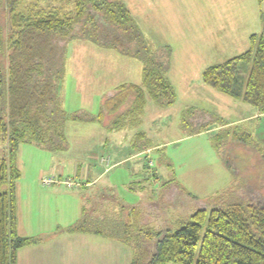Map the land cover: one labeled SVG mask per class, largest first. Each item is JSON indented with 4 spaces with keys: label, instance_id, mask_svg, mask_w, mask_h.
Wrapping results in <instances>:
<instances>
[{
    "label": "rangeland",
    "instance_id": "374dc122",
    "mask_svg": "<svg viewBox=\"0 0 264 264\" xmlns=\"http://www.w3.org/2000/svg\"><path fill=\"white\" fill-rule=\"evenodd\" d=\"M113 1L128 10L136 30L153 52L165 55V48H169L167 77L175 91V100L171 105L161 106L147 98L142 123L133 133L142 132L147 146H157L154 147L157 149L126 159L92 188H67L62 183L47 187L43 186L42 179H70L78 184L74 168H83L89 159L100 154L113 155L114 146L119 145L114 143L116 135L125 133L123 130L110 132L98 124L68 122L64 151L46 152L34 144L19 146L16 158L21 173L16 183L19 232L38 235L46 242L35 252L37 264H129L134 258L135 252L128 247L118 244L126 253L129 251V259L116 244L101 240L102 237L86 236L81 240L76 237L65 244L50 238L77 222L81 208L89 220L88 230L100 231L107 237H128L130 246L144 253L147 234L179 228L198 208L253 200V196L264 200L261 154L264 120L259 126L256 120L241 128L219 127L232 120L236 113L219 104L218 97H224L223 94L201 81L205 68L234 56L229 49L221 47L226 42L220 40L217 28H223L225 23L236 27L247 21L251 26L253 18L258 21L259 1L154 0L149 4L138 0L146 6L135 9L129 7L130 0ZM225 2L230 16L209 13L212 7L220 10ZM234 2L242 4L239 15ZM0 23H3L1 15ZM68 48L69 74L59 95L68 113L81 110L96 114L105 92L121 82L136 85L141 82L140 53L137 57L134 51L120 54L90 39H73ZM198 125L213 128V132L190 135ZM245 132L254 142L233 137L234 133ZM214 136L219 143L218 152L211 146ZM4 157L5 148L0 140V159ZM62 167L63 173L57 175ZM186 193L196 199H190ZM121 221L127 224V233L116 228ZM23 251L26 253L21 257L19 254V264H30L33 251ZM46 253L51 255L43 257Z\"/></svg>",
    "mask_w": 264,
    "mask_h": 264
},
{
    "label": "trees",
    "instance_id": "16d2710c",
    "mask_svg": "<svg viewBox=\"0 0 264 264\" xmlns=\"http://www.w3.org/2000/svg\"><path fill=\"white\" fill-rule=\"evenodd\" d=\"M0 12V140L5 148V157L0 159V264H16L17 251L38 241L17 234L19 146L34 144L46 151H64L68 122L96 123L110 132L135 130L141 124L147 98L167 106L174 102L175 91L167 77L169 48L165 55L153 52L128 10L116 1L0 0ZM261 18L264 31V14ZM73 39H90L120 54L134 51L137 57L140 53V84L124 83L105 93L96 114L65 111L59 95L69 74L67 47ZM201 81L264 115L262 35H251L244 52L205 68ZM211 129L198 125L190 135L212 133ZM233 137L251 140L246 132ZM218 144L216 136L212 137L215 152ZM147 145L142 132L133 136L136 151L149 148ZM261 154L264 160V150ZM252 198L198 208L179 228L147 234L144 253L130 246L128 237L112 238L135 252L129 264H264V200ZM88 223L82 209L80 219L66 231L105 236L88 230ZM120 223L116 228L127 233V224Z\"/></svg>",
    "mask_w": 264,
    "mask_h": 264
},
{
    "label": "crops",
    "instance_id": "0c3cea01",
    "mask_svg": "<svg viewBox=\"0 0 264 264\" xmlns=\"http://www.w3.org/2000/svg\"><path fill=\"white\" fill-rule=\"evenodd\" d=\"M137 1L138 0H130V6L129 7L132 9H135L138 7L146 6L145 4H143V3L140 4ZM146 2L147 3L149 2V4H151L154 2V0H146ZM227 5H228V2L223 3L221 9L218 11H216L217 7L215 9L212 7L210 9L209 13H214V14L219 13L221 17L230 16V11H229ZM240 6H242V4H240L239 2H236V3L234 2L235 12L237 15L240 14V11H241ZM253 14H254V12H253ZM263 14H264V0H261L260 2H258V12L256 15L258 17V21L256 20V17L253 18V23L251 26H250V23L247 21L246 24L242 23V25L236 26V27L229 26L226 23L223 25V28L218 27L216 33L218 35H220L221 41L226 42V43H223L221 45V47L224 46L225 49H229V53H231L232 55L235 56V55H238V54L244 52L245 50H247L249 48V38L253 34L262 35L263 42H264V31H263L262 18H261V16ZM220 29H221V31H218ZM147 30L149 31V27ZM147 33L149 34V32H147ZM68 51H69V48L67 47V59L69 56ZM220 63H222V62H220ZM124 83H132V82H129V81L121 82L117 86L124 84ZM117 86H114V88ZM205 86H207V85H205ZM207 87L211 88L209 86H207ZM113 89H111V90H113ZM107 92H105V93H107ZM223 96L224 97H218L221 100V101H218L219 104L222 103L224 106H226L231 111L236 113V116L233 117L232 120H230L229 122L227 121L224 124L225 127H227L226 125H231V127H233V128H237V127L241 128L240 127L241 125L248 124L249 122L256 121V120H257L256 125L259 126L260 123L264 120V115L258 114L255 111V109L253 107H251L250 105H247L241 101H235L231 98L229 99L225 95H223ZM79 111H81V110H79ZM141 123H142V121H141ZM93 124H96V123H93ZM123 131L125 133H121V135H116L117 137H116L114 143L117 142L119 145L114 146L113 155L110 154V152H109L110 155L100 154L99 156L94 157L93 160L89 159L88 163H86L83 168H79V167L74 168V174L79 177L78 178L79 183L77 184L76 188H78V187H83L84 189L92 188L97 183H99L103 178H105V176L113 169V167L117 166L118 164L123 163L126 159H129L135 155H140L141 153H142V155H146V154L151 153L157 149V148H154L157 146H154V147H149V148H147L143 151H140V152L134 151L132 153L131 150L133 149L132 148L133 136L137 132L133 133L134 130H123ZM117 132H119V131H117ZM193 135H197V134H193ZM249 136H250L251 140L254 142V139L252 138V136L250 134H249ZM19 149H18V151H19ZM18 151H17V154H18ZM46 152H48V151H46ZM123 152H125V155L122 156ZM16 158H17V156H16ZM63 170H64V167L60 168L56 174L61 175L63 173ZM53 173H55V172H53ZM20 177H21V173H20ZM20 177H19V179H20ZM15 197H16V190H15ZM16 204H17V198H16ZM81 211H82V208L80 209V216H81ZM17 212H18V205H17ZM75 222H76V220L73 223H75ZM72 224H70V226ZM66 229H67V227L63 228L64 231H61L60 233L55 232L54 234L51 235L50 238H53V240L57 239L60 241V243L65 244V242L68 241L69 239L76 238V237L79 240H81V238H85L86 236H93L94 238H101L102 237L101 240H103V238H104V240L108 239L111 242H113L114 244H116L118 246L117 248L119 250H121L122 252H125L124 249H122L120 247L126 246V245L122 244L121 242H119L115 238L102 236L99 234H92V233H70V232L66 231ZM17 234L21 237L36 238V239H38V241L32 245L26 246V247L21 248L17 251V253H16V264H19L20 257L22 256V254L26 253V251H23V250H26V249L27 250L31 249L33 251L32 254L34 256H32L33 258L31 259L30 264L39 263V261L37 259V253H35V252H36V250H38V248L40 249L41 246H44V244L46 242H43V238L39 237L38 235L33 236V235H28V234L27 235L21 234L19 232L18 214H17ZM118 244H121L122 246H119ZM27 253H28V255L31 254L29 252H27ZM19 254H20V257H19ZM125 254L127 256V259H129L131 256L129 251H127V253L125 252ZM50 255L51 254H48V253L42 254L43 257H49ZM131 260L132 259H130L129 263L131 262ZM25 264H28V263H25ZM42 264H46V263H42Z\"/></svg>",
    "mask_w": 264,
    "mask_h": 264
},
{
    "label": "built area",
    "instance_id": "2783aa9c",
    "mask_svg": "<svg viewBox=\"0 0 264 264\" xmlns=\"http://www.w3.org/2000/svg\"><path fill=\"white\" fill-rule=\"evenodd\" d=\"M55 183H62L63 185H65L67 188H72L74 186H77V183L76 181H73V180H70V179H64V180H57L55 178H43L42 179V184L43 186H50L52 184H55Z\"/></svg>",
    "mask_w": 264,
    "mask_h": 264
}]
</instances>
